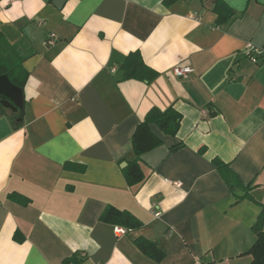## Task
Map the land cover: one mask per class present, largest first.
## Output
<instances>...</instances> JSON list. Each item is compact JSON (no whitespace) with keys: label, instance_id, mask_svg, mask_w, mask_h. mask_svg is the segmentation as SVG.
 Instances as JSON below:
<instances>
[{"label":"crops","instance_id":"1","mask_svg":"<svg viewBox=\"0 0 264 264\" xmlns=\"http://www.w3.org/2000/svg\"><path fill=\"white\" fill-rule=\"evenodd\" d=\"M217 1L0 0V28L29 73L21 125L0 115V264L251 263L264 202V0H224L235 15L221 23ZM136 51L150 80L125 77ZM176 65L194 71L179 76ZM170 107L182 115L177 134L150 124L162 142L130 185L138 125ZM215 157L255 199L229 188ZM109 207L142 226L117 233L127 227L102 218Z\"/></svg>","mask_w":264,"mask_h":264},{"label":"trees","instance_id":"2","mask_svg":"<svg viewBox=\"0 0 264 264\" xmlns=\"http://www.w3.org/2000/svg\"><path fill=\"white\" fill-rule=\"evenodd\" d=\"M176 0H164L166 5L172 4ZM214 11L217 13V22L221 23L223 21H230L235 15V10L224 0H218L215 4ZM251 57V54H248ZM257 57V56H256ZM258 58V57H257ZM123 68L126 78L135 79H148L153 78L157 73L151 69L143 60V57L139 51L131 52L123 62ZM0 74H7L10 80L16 85L24 88L29 73L23 65V58L18 54L14 46L8 41L5 34L0 28ZM153 76V77H152ZM1 100V97H0ZM7 114L9 118L13 121L14 126L18 127L21 122L16 121L22 116L23 110L17 112L6 108L0 101V115ZM181 113L170 107L166 111H162L158 108H151L144 120L138 125L134 135H133V151L134 157L130 160L129 165L125 168V176L130 185H136L141 183L145 174L140 165V160L142 154L157 147L161 144V138H158L151 130L150 124L156 123L164 133L176 135L181 121ZM183 146L182 144H177L171 148L175 150ZM203 151V149H201ZM213 163L217 167V170L228 184L229 188L236 194L244 192L246 196L251 199H255L252 194V189L254 186L252 184H245L238 173L231 167L229 162L222 160L219 157L213 158ZM68 169H75L79 171H84L86 166L82 163L68 161L65 164ZM9 197L17 202L26 204L29 200L22 193L11 192ZM261 204V210L258 218L253 225V230L256 234V240L254 244L248 249L246 253L251 254L252 261L250 264H264V202ZM102 218L105 221L122 224L125 227V231L137 229L142 226V222L138 217L127 210L117 209L115 207L107 208ZM122 227V226H121ZM16 240H22L19 234L15 235ZM139 246L148 253L150 250H154L155 254L153 256L156 259L161 260L164 256V252L158 247V245L144 237H139L137 239ZM152 254V253H151Z\"/></svg>","mask_w":264,"mask_h":264},{"label":"water","instance_id":"3","mask_svg":"<svg viewBox=\"0 0 264 264\" xmlns=\"http://www.w3.org/2000/svg\"><path fill=\"white\" fill-rule=\"evenodd\" d=\"M0 97L6 108L14 112L24 109V88L13 83L7 74H0ZM18 120L22 118L19 117Z\"/></svg>","mask_w":264,"mask_h":264},{"label":"built area","instance_id":"4","mask_svg":"<svg viewBox=\"0 0 264 264\" xmlns=\"http://www.w3.org/2000/svg\"><path fill=\"white\" fill-rule=\"evenodd\" d=\"M56 37L54 36V34H52L51 38L48 40V43H54L55 42ZM246 50L248 52V54H251V58L253 60H257L256 57V50L253 46L252 43H247L246 44ZM194 71V68L191 66H175L174 67V72L175 74L179 75V76H183V77H188L192 72ZM174 184H176L177 186H181L182 182L181 180H173L172 181ZM160 212H155V215H159ZM115 231L117 233H123L125 232V229L121 226H115ZM197 264H201V263H197Z\"/></svg>","mask_w":264,"mask_h":264},{"label":"rangeland","instance_id":"5","mask_svg":"<svg viewBox=\"0 0 264 264\" xmlns=\"http://www.w3.org/2000/svg\"><path fill=\"white\" fill-rule=\"evenodd\" d=\"M176 66H178V65H176ZM175 67V66H174Z\"/></svg>","mask_w":264,"mask_h":264}]
</instances>
